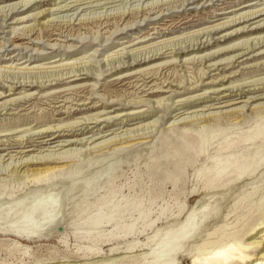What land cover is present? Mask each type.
I'll use <instances>...</instances> for the list:
<instances>
[{
  "label": "rangeland",
  "instance_id": "374dc122",
  "mask_svg": "<svg viewBox=\"0 0 264 264\" xmlns=\"http://www.w3.org/2000/svg\"><path fill=\"white\" fill-rule=\"evenodd\" d=\"M249 6L264 0H0V264H195L196 248L233 233L256 259L264 30H251L264 16L224 26ZM33 156L60 169L38 182L22 166ZM111 208L100 230L72 226Z\"/></svg>",
  "mask_w": 264,
  "mask_h": 264
},
{
  "label": "bare ground",
  "instance_id": "6f19581e",
  "mask_svg": "<svg viewBox=\"0 0 264 264\" xmlns=\"http://www.w3.org/2000/svg\"><path fill=\"white\" fill-rule=\"evenodd\" d=\"M30 3V1H28V2H24L23 3V7L25 6H28V4ZM201 4V3H200ZM200 4H198V5H200ZM22 5V4H21ZM18 6H20L19 5V3H17V4H15L13 7H15V9H16V7H18ZM198 8V7H197ZM246 8H250V6L249 7H243V9H239V10H237V11H232V13L231 14H234V16H232L231 17V21H229V22H227L226 24H224V26H229L228 28H231V25H232V28H234V26H239V25H243V24H248V22H250V21H252V20H256L257 18H260V17H262V16H264V15H260V16H258V17H256V18H254V19H250L249 21H248V19L249 18H251V17H253V16H255V15H257V14H259V13H261V12H264V8L263 9H260V10H248L247 12H241V11H243V10H245ZM62 10V9H61ZM11 11V10H10ZM5 12V11H4ZM41 12H43V11H41ZM45 12V11H44ZM237 12H240V13H238L237 14ZM41 14H43V13H40V14H38V15H36V17L37 16H41ZM223 15H226V14H229V13H222ZM148 16V15H147ZM34 19H37V18H34ZM149 19V18H148ZM247 19V21H245ZM122 21V20H121ZM243 21V22H242ZM131 23V22H130ZM130 23H128V24H130ZM238 23V24H237ZM40 24V23H39ZM82 24V23H81ZM85 24V23H84ZM107 24V23H106ZM44 24H42V26H43ZM223 26V27H224ZM227 26H226V29H227ZM106 29V28H105ZM225 29V30H226ZM211 30H213V28L211 29ZM262 30H264V27H261V28H259V27H257V28H255V29H252L251 30V32L252 31H254L255 33H259V31H262ZM34 31V30H33ZM218 31V30H217ZM30 32H32V29L31 30H29L27 33H30ZM213 32V31H212ZM243 33L242 34H244V32H245V30H243L242 31ZM62 33V32H61ZM113 33V32H112ZM211 33V32H210ZM98 34H99V32H98ZM208 34V33H207ZM212 34V33H211ZM238 34V33H237ZM24 35V34H23ZM22 35V36H23ZM62 35V34H61ZM209 35V34H208ZM28 35L26 34V37H27ZM70 37V36H69ZM32 38H34V36L33 37H31V38H27L28 40H29V42L31 43V45H35V47H38L39 45H40V36L39 37H36V38H34V39H32ZM226 38V37H225ZM258 38V37H257ZM24 39H26V38H17L16 39V41L17 42H15L14 44V47L15 48H19L20 46H22V45H25L24 44ZM260 40H264V37H262V38H259ZM9 42V41H8ZM21 42V44H17V43H20ZM66 42V41H65ZM137 44H141V43H137ZM44 45H46V44H44ZM46 46H48V45H46ZM65 46V45H64ZM74 46V45H73ZM23 47V46H22ZM49 47V46H48ZM52 47H56V44H52V46H51V44H50V48H52ZM63 47V46H62ZM31 48V47H30ZM45 48V47H44ZM250 48V47H249ZM55 49V48H54ZM31 50H33V51H37V49L36 50H34L33 48L31 49ZM39 51V50H38ZM240 51V49H236L235 47H233L232 49H229L228 51H225V53H227V54H230V53H237V52H239ZM124 55V54H123ZM209 57V56H208ZM156 60V59H155ZM233 61H231V63H232ZM151 63H153V61H151L150 63H148V64H150V65H153V64H151ZM216 65V64H215ZM149 66V65H148ZM148 66H146V67H148ZM160 67V66H159ZM151 68H154L153 66L151 67ZM149 69V68H148ZM15 70V69H14ZM147 70V69H146ZM152 70V69H151ZM204 72V71H203ZM204 74V73H203ZM211 84H213V83H211ZM258 83H256V85H257ZM258 85H264V82L263 83H260V84H258ZM79 89V88H78ZM13 90V88H11L9 91H12ZM225 90H229V89H226V88H222V91H225ZM256 90H258V92L260 91V89H254V91H256ZM221 91V92H222ZM230 91H231V89H230ZM262 91L264 92V88L262 89ZM217 92V91H216ZM218 92H220V90H218ZM217 92V93H218ZM242 92V91H241ZM0 96H1V94H0ZM256 100H264V93L262 94V96L259 98V99H256ZM245 102V101H244ZM243 101L242 102H238V103H231V105H228V106H233V105H237V104H240V103H244ZM246 103H248V102H246ZM221 108H223V107H221ZM244 108V107H243ZM243 108H241V109H238L237 111H232L231 113H228V112H226L224 115H225V117H227L228 115H232V114H234V115H242L244 112H245V109H243ZM253 111H259V112H264V103L263 104H261V105H258V106H256V107H254L253 109H252V112ZM138 114H140L139 112H136V111H131V112H128V114H123L122 116H135V115H138ZM118 117H119V114L117 115ZM214 116H218L217 114L216 115H214ZM112 118V117H111ZM114 118V117H113ZM112 118V119H113ZM202 118L200 117L199 119L198 118H196V119H193V121H187V122H185L184 123V127H189V126H191L192 125V123H194L195 121H199V120H201ZM204 121H206V118H204ZM155 122H148V123H144V124H141V126H138V128H136V129H132V130H130L131 131V133H138L140 130H143L144 128H146V130H147V127H149L150 128V125H152V124H154ZM154 126V125H153ZM73 127V126H72ZM71 127V128H72ZM152 127V126H151ZM44 129V128H43ZM50 130V129H49ZM49 130H47L48 132H49ZM53 130V129H52ZM55 130V129H54ZM53 130V131H54ZM59 130V129H58ZM63 130V129H62ZM73 130V129H72ZM56 131V130H55ZM64 131V130H63ZM128 132H129V130H127ZM44 132V130H42L41 131V133H43ZM46 132V131H45ZM142 132V131H141ZM41 133H39V134H41ZM130 133V134H131ZM38 134V135H39ZM8 135V134H7ZM6 136V135H5ZM107 136V135H106ZM102 138H104L105 139V136H103V137H100V138H98V139H94L95 141L93 142V143H95V142H97V140H100V139H102ZM131 138H135V136H133V137H126V139H128L127 141H129ZM125 139V140H126ZM121 140V139H120ZM126 141V142H127ZM112 142V141H111ZM121 142H122V140H121ZM80 143H82V142H80V141H69L68 143H67V145H60L62 148L61 149H63L64 147H68V146H71V145H77V144H80ZM92 143V144H93ZM104 142H102V143H99V144H97V147L96 148H106V147H108V146H110V144L111 143H108V142H106L105 141V143L103 144ZM116 143V142H115ZM119 143V142H118ZM85 144H87V143H85ZM117 144V143H116ZM91 145V144H90ZM115 145V144H114ZM231 145V144H230ZM232 145H233V143H232ZM59 146V145H58ZM227 148H230V146H227ZM32 151V150H31ZM31 151H26V153H29V152H31ZM33 152V151H32ZM72 152H77L75 149L74 150H68L67 152H65V153H62V154H71ZM23 153H25V152H23ZM11 158H13V157H11ZM47 157H45V156H40V157H35V156H33V157H31L28 161H25V162H22V166H24V167H29V168H31L32 166H33V168L32 169H29L26 173H24V174H26V175H28L29 173H31V177L33 178V179H35V180H37L38 182H40L41 181V179L43 178V176L44 177H46V174H48V173H50V172H52V171H55V170H58V169H60L59 167H57V166H55V167H51L49 164L50 163H52V161L53 160H56V159H52V160H49V159H46ZM14 159V158H13ZM23 160V159H22ZM21 166V167H22ZM31 166V167H30ZM219 167H218V170H216L217 171V176L218 177H216V179H218L219 178V176L223 173V171H224V164L222 165V163L221 164H219L218 165ZM216 168H217V166H216ZM227 168V167H226ZM16 169H18V167L16 168ZM226 170V169H225ZM227 171V170H226ZM229 175V174H228ZM226 178V177H225ZM215 179V178H214ZM215 181V180H214ZM211 183H213V181H211ZM115 213H116V210L114 209V208H111L110 209V211L108 212V214H105L104 216H99V217H97V218H95L94 220H93V222L91 223L90 222V220H88V219H84V220H81L80 222H78L76 225H72V226H74L75 227V229H77V231H82V230H84V231H86L87 233H93V232H95V231H97V230H100V229H102L103 227H105L106 225H108L109 223H111V221L114 219V217H115ZM101 215V214H100ZM117 226V225H116ZM187 229V228H186ZM117 230V229H116ZM132 230H133V226L132 227H130V228H128L127 230H126V235H128V234H130V232H132ZM221 230V228L220 229H216L211 235H216L219 231ZM186 231V230H185ZM184 231V232H185ZM124 233H125V231H124ZM180 233V232H179ZM259 233L261 234V236L258 238V237H256V239L255 238H253L252 240H250L249 241V243H248V246H253L254 247V249L256 250V254H254L255 256H256V259H253L252 257H253V255H251V254H249L248 253V251H247V247L246 246H244L241 242H240V240L238 239V237H236V235H235V233H233V234H228V235H226V236H224V234L222 235L221 234V236H219V238H214L213 240H208L206 243H204V244H202L200 247H198V248H196V250L194 251V256H193V258H195V264H264V247L263 248H261L260 246L261 245H264V229H261L260 231H259ZM258 238V239H257ZM211 239V238H210ZM259 239H262V240H259ZM89 252H92V253H94V252H96V250H92L91 248H90V250H89ZM164 254V253H163ZM165 254H167V253H165ZM183 254V253H182ZM166 256V255H165ZM164 256V257H165ZM163 257V258H164ZM190 257V256H189ZM158 259V258H157ZM176 263V261H172V262H170V263H168V264H175ZM153 264H154V262H153Z\"/></svg>",
  "mask_w": 264,
  "mask_h": 264
}]
</instances>
